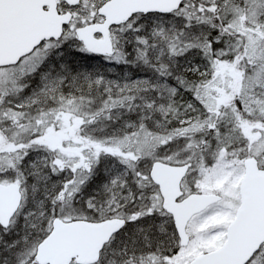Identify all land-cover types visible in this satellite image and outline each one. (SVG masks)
Masks as SVG:
<instances>
[{"label":"snow or ice","instance_id":"obj_1","mask_svg":"<svg viewBox=\"0 0 264 264\" xmlns=\"http://www.w3.org/2000/svg\"><path fill=\"white\" fill-rule=\"evenodd\" d=\"M0 264H264V0H0Z\"/></svg>","mask_w":264,"mask_h":264}]
</instances>
